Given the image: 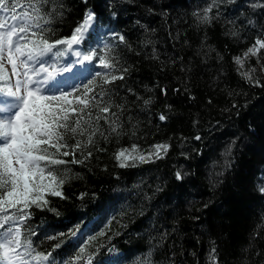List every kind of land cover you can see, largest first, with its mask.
I'll list each match as a JSON object with an SVG mask.
<instances>
[{"label":"trees","instance_id":"trees-1","mask_svg":"<svg viewBox=\"0 0 264 264\" xmlns=\"http://www.w3.org/2000/svg\"><path fill=\"white\" fill-rule=\"evenodd\" d=\"M194 1L114 0L119 15L104 23L127 34L131 47L114 45L116 50L108 53L117 60V73L127 69L124 78L117 74L111 82L114 93L113 88L104 89L111 93L113 124L107 130V121L101 118L97 123V109L92 108V125H83L92 132V144L87 143V132L79 137L66 133L72 143L77 138L85 141V151L91 150L92 158L76 164L70 156L64 157L70 171L61 189L67 199L48 194V208L36 209L22 226V236L34 240L36 251H48L51 244L59 243L61 238L51 234L68 225L69 220L61 216L70 214L75 223L76 218L85 222L99 215L96 223L102 224L89 234L93 239L86 250L95 251L100 243L102 252L94 259L102 264H107L106 253L117 250L123 252L120 264H172L173 252L175 264H211L212 247L217 248L219 264H264V196L255 183L261 167L264 174V142L259 129L255 135L245 132L253 118L248 105L258 102L252 110L255 114L264 104V49L259 55H243L257 35L264 38L257 23L264 24V12L260 6L253 9L254 0H227L210 9L212 20L204 23L197 10L202 14L207 4L199 0L202 7L194 8ZM84 5L107 16L106 0H71L63 18L53 22L57 36L70 34ZM99 49L103 53V46ZM234 56L243 58L244 64ZM246 71L262 83L250 84L241 75ZM161 113L166 120L159 119ZM215 122L218 126L209 130ZM71 123L76 124L75 117ZM197 133H203V139L197 141ZM234 134L243 146H234L233 167L214 183ZM160 142L170 147L154 160L127 161L122 166L115 159L121 148L138 158L156 151L151 146ZM181 166L189 174L186 191L174 180ZM54 175L63 178L65 173L61 168ZM161 181L170 198H145L144 193ZM111 205L112 215L102 211ZM53 207L58 212H52ZM164 232L168 238L156 243ZM45 233L50 238L45 239ZM73 246L67 244L60 251L74 255Z\"/></svg>","mask_w":264,"mask_h":264},{"label":"snow or ice","instance_id":"snow-or-ice-1","mask_svg":"<svg viewBox=\"0 0 264 264\" xmlns=\"http://www.w3.org/2000/svg\"><path fill=\"white\" fill-rule=\"evenodd\" d=\"M70 2L71 0H58V3L53 4L52 0H0V93L13 98L10 107L0 106V113H7L0 114V264H35L37 261L39 264H58V260L62 264H102L101 260L94 259L102 252L100 243L96 244L95 251L86 250V245L93 239L91 235L82 243L78 242L73 246L74 255L60 251L83 230L84 222L76 218L74 223L70 214L61 216L67 218L69 223L59 232L53 230L51 237L61 239L59 243L51 244L48 251H36L33 248L34 240L22 236L25 230L22 226L28 224L36 209L48 208V194L67 199L66 193L61 189L70 171L64 157L70 156L76 164H84L92 158V151H85V141L77 138L75 143H72L66 133L79 137L87 132V143L92 144V132L83 127L84 124L93 123L92 108L97 109L95 121L98 123L101 118L104 119L109 125L107 130H111L112 117L115 114L110 111L111 93L104 89L113 88L111 82L117 80V74L124 78L127 72V69H123L117 73L116 58L108 56L109 51L116 50L114 45L131 47L127 34L116 28H109L104 23L105 20L111 21L119 15L114 0H106L107 16L95 8L82 6L79 19L71 28L70 34L57 36L53 22L63 18L65 5ZM225 2L227 0H212L202 14L197 10L198 19L204 23L211 22L210 9L220 8ZM255 6H260L264 12V0H254L253 9ZM220 15L221 12L217 11L216 17L219 18ZM257 23L261 34H264V24H259V21ZM98 28H102L106 33L103 53L92 43L95 39L94 30ZM261 49H264V38L257 35L254 43L243 55H259ZM68 50L74 53L77 67L87 64L93 67L89 75L75 87L49 93V82L65 73V64L67 69L73 68V64L67 61L59 67L56 66L60 63V52ZM233 59L241 65L244 64V59L240 56H234ZM241 75L248 79L250 84L262 83L248 71ZM134 91L135 89L128 88V92ZM261 100H264V97ZM148 103L149 101H145V104ZM257 103L248 105V114L253 118L248 122L245 132L251 131L255 135L259 129L261 140L264 142V104L260 105L259 113L253 114L252 110L256 108ZM85 116L87 119H84ZM257 116L260 117L259 123ZM73 117L76 119L75 125L71 123ZM159 119L164 121L167 117L161 113ZM215 126H218V122L210 125L209 130ZM195 139H203V133H197ZM237 144H241V137L234 134L225 151L227 158L224 160V167L214 178V183H219L220 176L233 167L236 160L233 148ZM132 147L136 148V145ZM151 147L156 151L141 154L138 158L121 148L115 153V159L122 166H126L127 161L133 164L148 162L163 155L170 145L160 142ZM183 155L188 156L189 153L185 151ZM61 168L65 175L58 178L54 175V170ZM188 177L189 174L183 170V166L174 172L176 186L182 191L187 190ZM256 191L264 196V184H260ZM80 195L83 197L84 193L81 192ZM144 196L147 199L155 196L170 198L171 194L166 191L161 181L152 191L144 193ZM51 211L56 213L58 208L53 207ZM44 228H47V224ZM36 230L42 231L40 228ZM176 231L177 229L173 228V232ZM208 231L211 232L212 229ZM28 235L34 237L35 233L29 230ZM48 238L50 237L45 233V239ZM167 238L168 233L164 232L156 243H161ZM105 239L111 241L112 238ZM66 256H70V259H64ZM172 256V264H175V252ZM208 259L211 264H219L220 257L216 247L211 248Z\"/></svg>","mask_w":264,"mask_h":264},{"label":"rangeland","instance_id":"rangeland-1","mask_svg":"<svg viewBox=\"0 0 264 264\" xmlns=\"http://www.w3.org/2000/svg\"><path fill=\"white\" fill-rule=\"evenodd\" d=\"M67 55L63 58V60L61 61L60 64H57L56 66L59 67L61 64H63L64 61H67V63L69 64H75V56H74V53L71 51V50H68L67 51ZM69 57H71V59H69ZM10 68V66H8ZM65 68H66V71L63 75H59L57 77H54L50 82H49V85H48V92L49 93H55L57 92L59 89L61 90H69L70 88H73L77 85V73H76V76H75V73H73L71 71V69H67V65L65 64ZM60 84L62 86H54V84ZM62 88H65V89H62ZM13 104V98L7 96L6 94H2V96H0V106H3V107H10L11 105ZM0 114H3V115H6L7 113L4 112V113H0ZM139 157V156H138Z\"/></svg>","mask_w":264,"mask_h":264},{"label":"bare ground","instance_id":"bare-ground-1","mask_svg":"<svg viewBox=\"0 0 264 264\" xmlns=\"http://www.w3.org/2000/svg\"><path fill=\"white\" fill-rule=\"evenodd\" d=\"M209 1L210 0H203V2H205L206 4H208ZM193 5H194V8H196V7H202L201 5H199V0H195L193 2ZM87 7L92 8L91 5H88ZM100 31H101V34L99 33ZM94 33H95V39L92 42L93 43V46L94 47L101 48L103 46V42H105L106 33H104V31H103L102 28H98V29L94 30ZM65 48H67V46H65ZM92 67L93 66L91 64H87L86 66L81 67V69L82 70H85V69L86 70H91ZM261 173H262V167L256 173V180H255L256 185H258V184H264V178H262V174ZM112 204H113V207H115L116 203L114 204V202H113ZM102 211L108 212L110 215H112L113 212H114V210L112 209V205L108 209H103ZM97 216H99V215H97ZM93 231H96V230H92V231L89 230L87 232H89L91 234ZM81 233H82V231H81ZM112 262H113V264H120L121 263V260L112 259Z\"/></svg>","mask_w":264,"mask_h":264}]
</instances>
